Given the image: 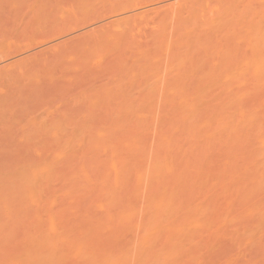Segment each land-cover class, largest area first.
Wrapping results in <instances>:
<instances>
[{
  "label": "bare ground",
  "instance_id": "bare-ground-1",
  "mask_svg": "<svg viewBox=\"0 0 264 264\" xmlns=\"http://www.w3.org/2000/svg\"><path fill=\"white\" fill-rule=\"evenodd\" d=\"M93 1L72 2L83 14L80 25L91 27L66 38H61L63 33L53 34L31 54L13 57L10 53L0 67V75L10 84L0 102L7 113L12 107L8 102L22 93L27 96L28 91L39 92L41 86L36 85L38 91L32 88L37 82L47 85L45 79L54 86V76L58 80L60 75L94 77L97 70V75L103 77L104 72L107 78L104 85L92 89L95 97L99 94L94 101L101 102L99 109L90 99V105L101 110L90 108L98 112V119L97 115L78 116L93 124L83 123V137L71 128L75 130L82 120L72 126L60 123L67 129H59L55 122L58 126L49 125V130L60 131L53 134L54 142L48 138H52L50 131L46 133L51 135L47 136L50 144L58 146L59 141L58 148L51 144V149L47 139L42 142L49 149L46 143L37 146L41 139L35 140L39 148L31 146L38 160L17 156L15 173L0 176V212L9 220L0 223V264H215L210 254L228 240L231 248L222 259L224 264H235L244 252L251 258L246 254L243 264H264V0H108L99 12L88 8ZM74 7L69 9L74 12ZM41 8L32 15L38 26L49 16L45 15L49 7L44 12ZM150 16L152 29L145 30L152 32L146 35L144 30V40L138 33L135 40H140L134 41L132 31H138ZM74 22L67 25L72 28ZM66 59H71V65ZM38 71L43 77L31 83L41 76H35ZM102 109L106 115L103 112L100 118ZM77 141L80 150L89 146L86 151L97 161L103 156L95 168L87 164L89 170L101 171L94 174L101 177L95 181L99 187L89 188L94 175L90 170L91 180L87 174L88 192L80 176L76 178L79 170L74 176L80 183L72 180L70 171L91 160L84 153L86 161L72 165L83 153L76 151L79 159L77 154H73L76 159L71 156ZM84 167L86 174L89 170ZM82 168H77L81 174ZM55 181H60L58 188ZM72 182L88 193L86 204L95 200L93 192L98 188L100 194L96 204L92 201L95 209L90 214L91 202L89 211L85 204L81 208L85 212L79 209L81 220L77 211L72 213L77 207L72 206L71 212V207H65L79 219L76 225L75 219L67 221L54 210L62 212L65 205L60 198L69 199L70 189H78ZM15 188L20 192L16 194ZM14 196L25 201V205L17 202L23 210H34L33 221L30 217L32 222L21 229V235L16 227L14 234L11 216L19 210L20 217L27 218L31 211L22 215L26 211L14 205ZM80 199L78 205L85 201ZM36 207L40 209L35 211Z\"/></svg>",
  "mask_w": 264,
  "mask_h": 264
},
{
  "label": "rangeland",
  "instance_id": "rangeland-1",
  "mask_svg": "<svg viewBox=\"0 0 264 264\" xmlns=\"http://www.w3.org/2000/svg\"><path fill=\"white\" fill-rule=\"evenodd\" d=\"M40 1H42L43 2V0H0V53L2 54V56H0V67H2L3 66V64L8 60V58H9V56H10V58H11V54H13V57H14V55H18V56H25V55H28V54H31L32 52H34L35 50H37V49H39L40 47H41V45H42V43L40 44V46H39V43L40 42H43L45 39L47 40L48 39V37H50L51 35H53V36H55L57 33H63V35L61 36V38H66V37H68V36H70V35H73V34H77V33H79V32H83V31H85L86 29H88L89 27H91V26H83L82 27V25H80V24H82V23H79L80 21H78L79 19H82L81 21H83V19H84V17H83V14L81 15L80 13H82V12H78V11H76L75 10V7L73 6L74 5V3L72 4V2L73 1H75V0H49V2L50 3H48V0H46L44 3H42V2H40ZM90 1H93V0H90ZM109 2V1H112V0H97L96 2H95V0L93 1V3L91 2V5H89L88 3V8L90 9V7H92V9L91 10H93V11H97V12H99V11H101L102 10V7H103V5L104 4H106L105 2ZM48 4V5H46V4ZM39 4H41V5H44L45 4V6H46V8H45V6H41V5H39ZM72 4V5H71ZM70 5L71 6H73L74 7V12H72L70 9H72L73 7H71L70 8ZM49 7V11L47 10V8ZM35 7H37V8H35ZM39 7L41 8V11H42V9H43V12H44V9L45 10H47L48 12H50L51 11V13H47V11H45V15H47L48 16V18H47V20H46V18H45V20H46V22H45V24L44 25H40V26H38V23H37V25H35V23L37 22V21H34L33 20V17H32V15H33V12L34 11H37L38 9H39ZM70 8V9H69ZM86 8H87V6H86ZM94 8V9H93ZM34 9V10H33ZM40 10V9H39ZM69 10H70V12L71 13H73V15L69 12ZM67 11V12H66ZM75 11H76V13H75ZM92 12V11H91ZM70 13V14H69ZM77 13H78V15L80 14L81 15V18L77 15ZM93 13V12H92ZM99 14V13H98ZM43 15V14H42ZM45 15H43L44 17H46ZM75 15H77L78 16V19H77V16L75 17ZM85 15V14H84ZM87 15V14H86ZM85 15V16H86ZM89 16L91 15L90 13L88 14ZM93 15V14H92ZM40 17H42V16H40ZM39 17V18H40ZM75 17V18H74ZM83 17V18H82ZM88 16H86V18H87ZM151 17H153V16H150V17H148V18H146L145 20H143L140 24H139V27L137 28V29H139L138 31H132V33H134V41H139L140 39L139 38H136V39H138V40H135V36L136 37H138V33H140L141 35H142V31L144 32V30H145V28H147L148 27V29H149V31L152 29L151 27H150V25H152L151 23V21H150V18ZM76 19V22H74V23H76V25L78 24V26L77 27H79V25H80V27L79 28H77V29H75L74 31H72V29H74V27L76 28V25L74 26V27H70V25L71 26H73L72 24V21L73 20H75ZM44 20V21H45ZM89 20H90V17H89ZM78 21V22H77ZM41 22V21H40ZM149 22H151V23H149ZM43 23V22H42ZM69 23H72V24H70V25H67V24H69ZM65 25H67V26H65ZM149 25V26H148ZM64 26L65 27H69V28H64ZM153 26V25H152ZM151 29H150V28ZM63 28V29H62ZM58 29H60L59 31H57ZM135 29V28H134ZM133 29V30H134ZM56 31V32H55ZM140 31V32H139ZM149 31H146L145 30V34L146 35H148V33L147 32H149ZM52 32V33H51ZM152 32V31H151ZM151 32H149V34L151 33ZM51 33V34H50ZM49 34V35H48ZM112 34V33H111ZM145 34H143L142 36L140 35V37H142V39L144 40V38H145ZM143 36H144V38H143ZM61 38H55L53 41H57V39H61ZM141 39V40H142ZM143 40H142V42H143ZM45 42V41H44ZM141 41L139 42V43H142ZM136 42H134V44H135ZM133 44V45H134ZM134 47H135V45H134ZM133 47V48H134ZM130 50V49H129ZM133 50V49H132ZM127 52V51H126ZM130 51H128V53L127 54H129V55H131L130 53H129ZM155 52V51H154ZM153 51H152V53L153 54H158V52L156 51L155 53H154ZM11 53V54H10ZM131 53H132V51H131ZM0 54V55H1ZM10 54V55H9ZM133 54V53H132ZM6 55V56H5ZM124 55L126 56V53L124 52ZM5 56V57H4ZM8 56V57H7ZM151 56H153V55H151ZM2 57H4V58H2ZM127 57H132V56H127ZM9 58V59H10ZM124 59H125V57H123ZM132 59V58H131ZM6 60V61H5ZM67 60V61H66ZM65 61L67 62V65L68 64H70V62H72V61H70L71 59H66ZM127 61L129 62V64L128 65H130L131 63H130V61L131 60H128L127 59ZM132 61H134V59H132ZM65 65V64H64ZM71 65V64H70ZM132 65V64H131ZM136 68V67H135ZM157 68V67H156ZM155 68V69H156ZM37 71V70H36ZM156 71V70H155ZM94 72V71H93ZM97 72H99L98 70H97ZM97 72H94V77H91V75L92 74H89V76L88 75H86V76H84L83 78H77V77H75V79H73L74 77H67V75H65L66 77H67V79H66V77H63L62 75H60V78L62 77L63 79L65 78L66 80H69V81H61L62 80V78H61V80H58V79H56V78H59V76H57V77H55L54 76V78H53V80L55 81L56 80V82L53 84L54 86H51V85H48V84H50L49 82H47L48 80L47 79H45V83H48L47 85L45 84V85H43V87H42V85H41V83H39L38 84V80H36V78H40V77H43V75H41V73L39 74V71L38 72H36V74H35V76H37V75H41V76H38V77H31L32 75H34V74H30V77L32 78V79H34V80H31V83L34 81H36L37 83H35V88H32V90H34L35 89V91H38L37 89H36V85H37V87L39 86H41V88H40V90H39V92H33L32 91V94L30 93L29 94V92L30 91H28L27 92V96L25 95V96H22V95H24L23 93H22V95H20V96H17V97H14L10 102H8L9 103V107H10V105L12 106L11 108H9V111H10V113H7L8 112V108H6V109H4L5 111L7 110V112H5L2 108H3V106L2 107H0V176H7V175H10V174H14L15 173V170L18 168V163L16 162L17 160V158H15V157H17V156H20V155H28V157H30V159H32V160H34L35 159V161H37L38 159H37V157H38V155L35 153V147H33L34 145L36 146V144H37V146H41V142H42V140H45V139H47V136H51L52 138H50V137H48L49 138V140L50 139H53V142H54V140H55V138H53V134L55 133V131H58L59 129H63L64 128V124H66V125H73L74 123H78L77 122V120H82L83 118H86V116L85 115H88V116H90L91 115V117L93 116H95V118H96V115L98 114V112L97 113H95V111L93 112V110H92V112H91V110H90V108L92 107H95V108H97L96 106H98V104H101V102L99 103V102H95L94 100H95V98H97V96H99V94L98 95H96V97H95V91L93 90L92 91V89H96L97 87H99L100 85L102 86V85H104L106 82H107V78L106 77H104L105 75H104V72H103V77L101 76V75H97ZM137 72V71H136ZM157 72V71H156ZM31 73H33V71L31 72ZM101 73V72H100ZM135 73V72H134ZM133 73V75H135ZM67 74H69V73H67ZM99 74V73H98ZM102 74V73H101ZM71 75V74H70ZM69 75V76H70ZM72 75H73V73H72ZM28 76V75H27ZM29 77H27V79H28ZM30 78V79H31ZM45 78V77H44ZM69 78H71V79H73L74 81H72L71 82V79H69ZM43 79V78H42ZM130 79H131V77H130ZM129 79V80H130ZM133 79V78H132ZM135 79V78H134ZM134 79H133V81H134ZM29 80V79H28ZM28 80H25V81H27L28 82ZM47 80V81H46ZM136 81L137 80H139V78L137 79H135ZM24 81V82H25ZM30 81V80H29ZM133 81L131 80L130 81V83H133ZM136 81H134V82H136ZM40 82H42V83H44L42 80H40ZM139 82V81H138ZM30 82H28V84H29ZM129 83V84H130ZM141 83V82H140ZM23 85L24 84H27V83H22ZM139 83H136V85H138ZM34 84H32L31 85V87L33 86ZM132 85V84H131ZM133 85H135V83H133ZM127 86H130V85H127ZM26 87V86H25ZM29 87H30V84H29ZM39 87H38V89H39ZM10 88V84H9V82H7L3 77H2V75H0V102H1V100L3 99V97L5 96L6 97V95L8 94L7 93V91H8V89ZM23 91H24V86H23ZM27 90H31L30 88L28 89H26V91ZM22 92V91H21ZM20 92V93H21ZM94 92V93H93ZM97 92V91H96ZM26 93V92H25ZM29 94V95H28ZM92 94L94 95V97L93 98H91L92 97ZM8 97V96H7ZM90 99H92L93 100V103H95L96 104V106H95V104H93L92 103V105H94V106H92V105H90V103H91V101L92 100H90ZM89 100H90V102H89ZM98 103V104H97ZM1 106V105H0ZM99 107V109H100V106H98ZM2 110H3V112H2ZM84 110H86V111H88V113L85 111V114H83V112H84ZM97 110H98V108H97ZM103 110V109H102ZM78 111V114H80V115H78V114H76V112ZM98 111H101V110H98ZM89 112H91L90 114H89ZM103 112H105V114L104 115H106V110H103L102 111V113H100V118H102L103 116H101L102 114H103ZM81 113H82V116H83V118H81V117H78V116H81ZM76 114V115H75ZM92 114H95V115H92ZM108 114V113H107ZM99 115V114H98ZM98 115H97V118L96 119H98ZM75 116H77V118H80V119H75L74 117ZM85 116V117H84ZM108 116V115H107ZM91 117H87V118H91ZM65 118V119H64ZM86 118V119H87ZM95 118H92L93 120L95 119ZM62 119V120H61ZM82 120V121H80V123H79V127L77 126V128H76V124H75V130H73V128L74 127H71L72 128V131H76V133H79L78 135L80 136V137H83V134H81L83 131H82V129L83 128H85L84 127V124L83 123H85V125H86V121L87 120ZM92 119H91V121H92ZM95 119V120H96ZM59 120L61 121V122H59ZM72 120V121H71ZM90 120V119H89ZM88 120V122L89 123H91L90 121ZM95 120L94 121H92V122H94L95 123ZM70 122V124H69V122ZM59 125H56V123ZM59 122V123H58ZM67 122V123H66ZM53 123V125H51ZM60 123L61 124H63L64 126H62L61 125V127H60ZM73 123V124H72ZM82 123V125L83 126H81L80 124ZM89 123H87V124H89ZM92 124V123H91ZM49 125H50V127L52 128H54V125H56V126H58V128L56 127L55 129V131H52V130H54V129H51L50 128V130H49ZM93 125V124H92ZM95 125H99L98 123H97V121H96V124ZM45 126H46V128H45ZM48 126V127H47ZM69 126H67V127H69ZM42 127H43V129H42ZM67 127H65L64 129H67ZM81 127H83V128H81ZM87 127H88V125H87ZM45 128V129H44ZM70 128V127H69ZM79 128H81V129H79ZM58 129V130H57ZM77 129V130H76ZM48 130V131H47ZM79 130L81 131V132H79ZM43 131V132H42ZM46 131L47 132H49L50 134H48V133H46ZM78 131V132H77ZM46 134H45V133ZM58 132H60V131H58ZM44 134H45V136L46 137H44ZM59 134V133H58ZM86 136V135H85ZM44 138V139H43ZM30 139V140H29ZM41 139V140H40ZM86 139V138H85ZM85 139H83V140H85ZM34 140V141H33ZM35 140H36V142H37V140L39 141L40 140V142H35ZM48 140V139H47ZM46 140V141H47ZM48 140V143L51 141H49ZM80 139H78V141H79ZM32 141V142H31ZM57 141V140H56ZM74 142V144L75 143H79V142ZM45 142V141H44ZM51 143V144H53L54 145V143ZM59 141H57V145L59 146V143H58ZM86 142V141H85ZM85 142H84V145H86L85 144ZM34 143H36V144H34ZM38 143H39V145H38ZM43 143V142H42ZM46 143V142H45ZM45 143H43L42 144V146H44V144ZM48 143H46V145H47V147L46 148H48L49 147V144ZM56 143V142H55ZM31 144H33V146H31ZM50 144V148H51V145ZM80 144V143H79ZM45 145V146H46ZM76 146H72V148H73V151L75 152H73L72 154H71V156L73 155V154H77L78 155V153L79 154H81L80 152H78V150L79 151H81V152H83L81 155H80V159H79V155L77 156L78 157V159L79 160H77V161H75L74 160V164H72V165H75V163L77 162V163H79L82 159L83 160H85L86 161V158H90L91 160L89 161V160H87L86 162H84V164H83V160H82V167L85 165V167L84 168H87V166L88 165H90V163L89 162H91V166H90V168H95V167H93V166H96L97 164V162H99V161H102L103 160V156H101V155H99V156H97V154L95 153V156H96V158H98L99 157V161H97V159H95V157L93 156H91L90 155V152L89 151H86V150H88L89 149V146H88V149H86L85 151H83V149H85L84 147H82L81 149L82 150H80V147L78 146V144H75ZM83 145V146H84ZM31 146V147H30ZM36 146V147H37ZM54 146H56V145H54ZM58 146H56L57 148H58ZM86 146V147H87ZM53 147V146H52ZM76 147H79V149L78 148H76ZM37 148H39V147H37ZM56 148V149H57ZM75 148V149H74ZM49 149V148H48ZM52 149V148H51ZM54 149H55V147H54ZM53 149V150H54ZM55 149V150H56ZM77 149V150H76ZM33 151H34V153H35V155L36 156H34V153H33ZM78 153H77V152ZM86 152H87V154H86ZM85 153V156H87L88 155V153H89V157H86V158H84L83 157V154ZM30 154V155H29ZM33 154V155H32ZM94 154V153H93ZM92 154V155H93ZM93 158H91V157ZM35 157V158H34ZM73 157H74V155H73ZM82 157V158H81ZM101 158H102V160H101ZM71 160H72V157L70 158ZM74 159H76L75 157H74ZM95 159V161L94 162H92L93 160ZM16 160V161H15ZM35 161H33V162H35ZM79 161V162H78ZM32 162V161H31ZM72 162V161H71ZM86 163V164H85ZM92 163H95V165H92ZM71 164V163H70ZM70 164H69V168L70 167H72V166H70ZM88 164V165H87ZM79 164H76L75 166H73L72 168H75V172H74V170L73 169H71L70 171H71V173H72V180L74 181V179L77 181V180H79L80 179V182L81 183H83L81 186H85V188H87V190L86 189H83V190H85V191H87L88 192V181L90 182L91 180H92V177L93 176H91L89 173L91 172V171H93L92 172V174L94 175L95 174V171H96V173L97 172H99L100 170H98L97 171V169L96 170H93V169H88L87 168V170H89V172H87L86 174H85V172H84V169L81 167V166H79V167H77V168H82L83 170H81V172H82V174H85V176L84 175H82L81 173H80V169H77L76 168V166H78ZM72 170H73V172H72ZM77 170H79V172L77 173V174H79V175H77V174H75L76 172H77ZM86 170V169H85ZM68 171H69V169H68ZM74 174L76 175V178H78V176H80L79 177V179H76L75 178V176H74ZM87 174L88 175H90L89 176V178H91V180L88 178V176H87ZM99 174H101V171H100V173ZM81 175H82V179L84 180V178L86 179V176H87V182H85L87 185H84L85 183H84V181H86V180H82L81 179ZM97 176L99 177V175L98 174H96V176L94 175V185H93V183L91 182V186H89V188L90 187H92V186H94L95 187V185L97 186V185H99L98 183L97 184H95V181L97 182ZM97 178V179H96ZM99 178H101V177H99ZM60 182V181H59ZM59 182L57 183L56 181H55V183H56V185L55 186H57V188H58V186L59 185H57V184H59ZM78 183H80L79 181H77ZM98 182H99V180H98ZM73 183V185L75 184V186L76 185H80V184H78V183H74V182H72ZM61 184V183H60ZM72 184H70V187L71 186H73ZM61 186H63V187H61ZM74 187L73 186V188H78L77 190L76 189H73L74 190V192H73V190H72V188L70 189L69 187H67V189H70V191H72L73 193H74V196L76 195V192H75V190L79 193V194H77L76 196L79 198H77L76 196V198H77V202L75 203V201H76V199H74L72 196H70L71 195V193L72 192H69V199H67L66 197L67 196H64V192H65V188H64V185H60V189L61 188H63L62 190H59V191H61L62 193H63V196L65 197V199H61L60 198V202H62V204L63 205H65V206H63L61 203H59L58 202V204L60 205V206H58V204H57V206L59 207V208H57L58 210H62L63 209V214H65V213H67V210H69V208H70V212H71V209H72V206L75 208V207H77V208H73L74 209V211L72 210V213L74 212H76V214H78V211H79V209L80 210H82V211H84L83 209H81V208H83L85 205H87V206H85V208H86V210L85 211H89V207H88V205L90 204V202H91V206L92 205H94L93 203H92V201L95 203V202H97L96 201V198L97 197H100V194H99V192H97L98 190H99V188H98V190L96 191V192H93V196H92V193H90L89 192V195H91V197H90V200L92 199V197L95 199V200H91V201H89L88 202V204H86L87 203V201L89 200L88 198V200H86V195L88 194H85L84 192H83V190L81 191V186H79V187ZM81 187V188H80ZM93 187V188H94ZM97 187H99V186H97ZM93 188L91 189V190H93ZM94 189H96V188H94ZM15 190V192H16V194L17 193H19L20 192V190H19V192H17V190H16V188L14 189ZM90 190V191H91ZM95 191V190H94ZM83 192V194H85V197H84V195L81 197V193ZM73 193H72V195H73ZM66 194V193H65ZM67 195V194H66ZM88 195V196H89ZM99 195V196H98ZM20 196H23L22 194L21 195H19V197ZM97 196V197H96ZM60 197H62L61 195H60ZM63 197V198H64ZM70 197H71V199L73 200H71L70 201ZM80 198H85V201H83L82 200V204L81 205H83L82 207H81V205L79 204H77V203H79L80 201H81V199ZM67 199V200H66ZM99 198H97V200H98ZM13 200H14V205H15V203H17V202H20V203H22L21 202V200H20V198H18L17 196H14V198H13ZM80 200V201H79ZM64 202V203H63ZM74 202V203H73ZM20 203H17L19 206H17L18 208H21L20 207ZM24 203V205H25V201L23 202ZM22 203V204H23ZM73 203V204H72ZM16 204V205H17ZM67 204H69V205H67ZM85 204V205H84ZM96 204V203H95ZM62 206H63V208H62ZM80 206V207H79ZM23 207V206H22ZM25 208L27 207V206H24ZM62 209H61V208ZM65 207H67V210H64V209H66ZM93 207L94 206H92V208H90L91 209V211H89V213L88 214H90L91 212H92V209H93ZM17 208V209H18ZM29 208L30 207H28V210L26 209H22L21 208V210H20V212H22V211H26V212H24V213H22V215L24 214L25 215V213H27L28 211H31V213H27L28 215H26V217L27 218H22V217H24V216H22V217H20V215H19V210L17 211H15L14 210V212H13V214H12V216H11V218L13 217V220H11V222L13 221V223H11L10 222V224H11V226H12V224H13V229H15V233L14 234H16V233H18V231H19V235H21V233H22V230L24 231V229H25V227H26V225H27V223H28V221L30 220V217L32 218L31 220L33 221V211L34 210H29ZM34 209H35V207H34ZM39 209H40V207H39ZM39 209H37V207H36V210L35 211H37V210H39ZM78 209V210H77ZM94 209H95V207H94ZM54 210H55V213H57V214H59V215H62L63 217L65 216V218L66 219H69V220H67V221H71V222H73L72 220H74V222H75V225H76V223H78L79 224V222H77L79 219H80V217H81V219H82V215H80V214H82V212L80 213V214H78L77 216L79 217V219L77 220V216H76V218L74 217L73 218V216H71L72 215V213H70V212H68L66 215H63L62 214V212H56V208L54 207ZM41 211V210H40ZM65 211V212H64ZM84 211V212H85ZM94 211V210H93ZM33 212V213H32ZM39 212V211H38ZM83 212V213H84ZM41 213V212H40ZM69 213H70V216H67V215H69ZM31 214V216H29ZM33 214V215H32ZM42 214V213H41ZM75 214V215H76ZM86 215V214H85ZM62 217V218H63ZM67 217H69V218H67ZM73 218L72 220L70 219V218ZM4 218H5V222H4ZM64 218V219H65ZM63 219V220H64ZM80 219V220H81ZM30 220V221H31ZM62 220V219H61ZM62 220V221H63ZM9 222V220L8 219H6V217L4 216V213H3V215H2V213L0 212V223H6V222ZM29 221V222H30ZM31 221V222H32ZM61 221V222H62ZM66 221V220H65ZM67 221H66V223H67ZM64 222V221H63ZM71 222H69V224L71 223ZM65 223V222H64ZM64 223H63V225H64ZM7 224H9V223H7ZM10 224H9V226H10ZM3 225V224H2ZM29 225H30V223H29ZM67 225V224H66ZM72 226L74 225L73 223L71 224ZM68 226H70V225H67L66 227H68ZM17 228V230H16V228ZM29 227V226H28ZM27 227V228H28ZM22 229V230H21ZM21 232V233H20ZM17 235V234H16ZM226 240V239H225ZM227 242V245L225 246V244L224 243H226ZM222 241V242H220V244H224V250L226 251V253L224 252V250L222 251V249H223V246L221 245V246H219L214 252H215V255L213 256V254H214V252H213V254L211 253L210 255L212 256V258L210 257V259H211V261L212 260H214V263L215 264H224V262H222L223 260L222 259H224L223 257H225L226 255H228L229 254V251L228 250H230V244H231V242H229V240L228 241ZM229 243V244H228ZM227 247L229 248V249H227ZM221 248V249H220ZM220 250V251H219ZM218 251H219V253H218ZM0 252H2V243H1V240H0ZM217 252V253H216ZM222 252V253H221ZM221 253V254H220ZM228 253V254H227ZM225 254V255H224ZM242 254H244V256H243V258L245 257V256H247L248 254L247 253H242ZM247 254V255H246ZM209 255V256H210ZM223 255V256H222ZM248 256H249V258H248ZM247 256V258L248 259H250L251 258V255H248ZM242 258V256L238 259V261L236 262L237 264H243V260L245 259H243ZM209 259V258H208ZM221 259V260H220ZM235 263V264H236ZM226 264V263H225ZM228 264V263H227ZM229 264H234V263H229Z\"/></svg>",
  "mask_w": 264,
  "mask_h": 264
}]
</instances>
